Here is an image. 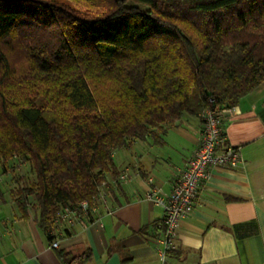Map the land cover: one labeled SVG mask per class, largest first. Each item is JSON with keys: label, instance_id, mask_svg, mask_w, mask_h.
Returning <instances> with one entry per match:
<instances>
[{"label": "trees", "instance_id": "16d2710c", "mask_svg": "<svg viewBox=\"0 0 264 264\" xmlns=\"http://www.w3.org/2000/svg\"><path fill=\"white\" fill-rule=\"evenodd\" d=\"M262 82L264 0H0V167L28 166L14 204L52 241L59 210L113 191L115 150Z\"/></svg>", "mask_w": 264, "mask_h": 264}, {"label": "crops", "instance_id": "0c3cea01", "mask_svg": "<svg viewBox=\"0 0 264 264\" xmlns=\"http://www.w3.org/2000/svg\"><path fill=\"white\" fill-rule=\"evenodd\" d=\"M202 129L200 115L184 114L160 139L115 150L118 172L127 170L128 180L113 183V212L100 207L92 220L60 228L52 241L32 213L21 216L13 186L0 187V264H62L58 251L79 255L88 248L91 259L77 264H161L155 224L164 210L146 196L149 179L168 197ZM225 130L227 142L241 147L242 161L213 171L193 213L180 220L176 248L165 264H264V82L228 108Z\"/></svg>", "mask_w": 264, "mask_h": 264}, {"label": "built area", "instance_id": "2783aa9c", "mask_svg": "<svg viewBox=\"0 0 264 264\" xmlns=\"http://www.w3.org/2000/svg\"><path fill=\"white\" fill-rule=\"evenodd\" d=\"M228 108H206L200 114L203 129L200 142L185 166L177 173L172 193L168 197L160 195L159 189L149 179L150 187L146 196L161 205L164 210L162 218L163 234L160 237V262L165 264L169 252L176 248L175 238L180 220L193 213L205 184L209 182L213 171L218 168L234 169L242 161L241 147L227 142L225 121ZM127 181L128 172L123 171L117 181ZM106 184L99 186L92 201L83 200L76 206H66L57 212L54 219L55 236L59 229H71L77 222L93 216L103 206L106 213L113 212L108 201ZM59 242L53 241L52 248H58Z\"/></svg>", "mask_w": 264, "mask_h": 264}, {"label": "rangeland", "instance_id": "374dc122", "mask_svg": "<svg viewBox=\"0 0 264 264\" xmlns=\"http://www.w3.org/2000/svg\"><path fill=\"white\" fill-rule=\"evenodd\" d=\"M10 164H11L12 168L10 167L8 170H6L7 173L2 174V176H4V178L1 176L2 179L0 180V187L5 188L6 184H8V183H10L12 186H16L18 184V181L15 180L16 178H18L21 174L28 175V166L22 165L20 167V165L18 163H16L15 161H10ZM0 172H2V167H0ZM121 173H119L118 177H120ZM114 184L112 185L113 190L115 188H117V187H114L115 186ZM7 188H8V186H7ZM107 192H108V194H107L108 195L107 196L108 201H109V204H111L110 189ZM101 207H103V206H101Z\"/></svg>", "mask_w": 264, "mask_h": 264}]
</instances>
